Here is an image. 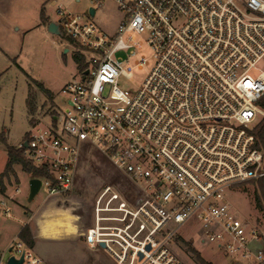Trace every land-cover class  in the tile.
Returning <instances> with one entry per match:
<instances>
[{
	"label": "built area",
	"instance_id": "built-area-1",
	"mask_svg": "<svg viewBox=\"0 0 264 264\" xmlns=\"http://www.w3.org/2000/svg\"><path fill=\"white\" fill-rule=\"evenodd\" d=\"M106 2L122 15L113 34L93 21ZM57 13L85 66L63 89L65 113L51 128L33 126L18 150L48 172L40 179L46 198L72 192L86 147L130 186L127 193L101 187L77 216L76 236L115 264H183L173 245L182 227L197 223L203 244L235 262L262 264L264 230L234 214L228 194L264 177L253 134L263 114L264 0H90L86 16ZM136 36L151 50L152 66L131 93L118 84L133 78L131 61L139 70L150 65L137 59L144 43ZM5 252L0 264H46L20 239Z\"/></svg>",
	"mask_w": 264,
	"mask_h": 264
},
{
	"label": "rangeland",
	"instance_id": "rangeland-1",
	"mask_svg": "<svg viewBox=\"0 0 264 264\" xmlns=\"http://www.w3.org/2000/svg\"><path fill=\"white\" fill-rule=\"evenodd\" d=\"M55 1L0 0V134L5 136L6 144L15 149L25 141L33 126L51 128V114L62 116L65 113L68 97L63 89L79 80L75 53L64 27L59 25V35L50 33L48 19L43 21L41 14L50 17L52 23L60 20L59 7L67 13L86 16L90 0ZM121 18L117 6L106 2L93 21L99 30L113 34ZM136 40L144 43L137 51V59L144 56L150 65L139 70L134 66V60L131 61L133 78H122L118 83L119 88L131 93L141 88L152 66V53L145 45L144 37L136 36ZM127 56L123 52L118 54L122 59ZM40 85L49 94L44 93ZM258 121H264V110ZM6 144L0 142V174L8 162ZM76 170L72 192L60 198H46L41 191L32 203H28L31 174L24 172L20 165L14 166L16 175L5 180L7 191L0 195V256L5 253V260L9 257L5 251L26 227L34 241V252L46 264H115L103 251L90 250L76 236L81 219L77 229L75 216L80 217L85 210L91 209L101 187L113 185L127 193L129 182L93 147H86L81 152ZM251 182L234 186L228 194V202L234 214L264 230V213L255 206L256 185ZM6 209L10 211L9 217L4 215ZM179 236V243L173 245V253L183 264H201L200 260L206 264L235 262L215 244L202 243L197 223L182 227Z\"/></svg>",
	"mask_w": 264,
	"mask_h": 264
},
{
	"label": "trees",
	"instance_id": "trees-1",
	"mask_svg": "<svg viewBox=\"0 0 264 264\" xmlns=\"http://www.w3.org/2000/svg\"><path fill=\"white\" fill-rule=\"evenodd\" d=\"M42 20L44 21V14L42 13ZM74 60L77 64V67L80 71L84 69V59L80 54H76L74 56ZM41 90L49 94V92L40 85ZM260 106L264 110V99L260 102ZM253 134L257 140V147L264 152V121H261L253 130ZM0 142L6 144V139L3 134H0ZM8 162L6 164L5 170L2 174H0V195H5L7 191V187L5 184V180L12 175H16L14 171L15 165H20L24 172L27 174H31V179H41L48 177V172L45 170L35 168L28 160L25 159L22 151L15 149L13 147H9L6 144ZM256 185V191L254 194V203L257 210L261 213H264V177L251 182ZM19 239L22 240L25 244L30 247H34V241L31 239L30 233L28 229L25 227L19 233ZM201 264H206L200 260ZM208 264V263H207ZM264 264V262L262 263Z\"/></svg>",
	"mask_w": 264,
	"mask_h": 264
},
{
	"label": "water",
	"instance_id": "water-1",
	"mask_svg": "<svg viewBox=\"0 0 264 264\" xmlns=\"http://www.w3.org/2000/svg\"><path fill=\"white\" fill-rule=\"evenodd\" d=\"M90 13L92 16H94L95 11L93 9H91ZM59 25H60V22L50 23V25L48 27V31L52 34H57V35L61 34L60 29H59ZM65 52H67V50ZM88 74H89V72L86 71L85 75H88ZM24 146H27V143H25ZM41 186H42V182L40 179H31L29 181V193H28V198H27L28 203H32L34 201V199L39 195V193L41 191ZM22 263H23V259L16 261V260H14V258H11L8 261V264H22ZM233 264H245V263L235 262Z\"/></svg>",
	"mask_w": 264,
	"mask_h": 264
},
{
	"label": "crops",
	"instance_id": "crops-1",
	"mask_svg": "<svg viewBox=\"0 0 264 264\" xmlns=\"http://www.w3.org/2000/svg\"><path fill=\"white\" fill-rule=\"evenodd\" d=\"M53 1V3H56V1L55 0H52ZM63 9V8H62ZM43 13V12H42ZM44 14V13H43ZM41 17H42V14H41ZM44 18H45V20H47L48 19V24H50V23H52L51 22V18L50 17H46L45 16V14H44ZM54 23V22H53ZM69 43V42H68ZM70 45V44H69ZM66 51V50H65ZM67 52H69V50H67ZM75 53V52H74ZM77 53H75V55H76ZM74 55V56H75ZM81 55V54H80ZM82 56V55H81ZM83 57V59H84V64H85V58H84V56H82ZM79 70V69H78ZM80 71V70H79ZM52 115V123H54L55 121H56V116H55V113H52L51 114ZM38 122V121H37ZM20 146V145H19ZM19 146H18V148H19ZM17 148V149H18ZM68 209V208H67ZM71 210V212H72V214H73V216H75L74 215V211L72 210V209H70ZM75 218H76V216H75ZM77 219V218H76ZM77 221V220H76ZM38 238H35V240H37ZM47 241H50V240H47ZM52 241V240H51ZM36 242V241H35Z\"/></svg>",
	"mask_w": 264,
	"mask_h": 264
},
{
	"label": "bare ground",
	"instance_id": "bare-ground-1",
	"mask_svg": "<svg viewBox=\"0 0 264 264\" xmlns=\"http://www.w3.org/2000/svg\"><path fill=\"white\" fill-rule=\"evenodd\" d=\"M76 218H77V217H76ZM76 220H78V218H77ZM75 224H76V226H77V229H78V223H77V221H76V223H75ZM78 232H79V230H78Z\"/></svg>",
	"mask_w": 264,
	"mask_h": 264
}]
</instances>
